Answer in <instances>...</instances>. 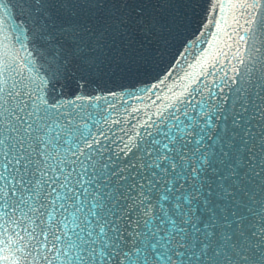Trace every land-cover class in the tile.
<instances>
[{"label":"snow or ice","instance_id":"obj_1","mask_svg":"<svg viewBox=\"0 0 264 264\" xmlns=\"http://www.w3.org/2000/svg\"><path fill=\"white\" fill-rule=\"evenodd\" d=\"M181 36L145 91L200 43L229 70L130 144L116 77ZM8 43L26 55L0 60V264H264V0H0Z\"/></svg>","mask_w":264,"mask_h":264},{"label":"water","instance_id":"obj_2","mask_svg":"<svg viewBox=\"0 0 264 264\" xmlns=\"http://www.w3.org/2000/svg\"><path fill=\"white\" fill-rule=\"evenodd\" d=\"M237 2V0H233ZM139 10V9H137ZM152 10L151 6L148 9ZM163 11V9H161ZM239 10H237V15ZM243 23V20H241ZM194 28L199 25H194ZM137 44L133 47H139L141 37H137ZM184 36L178 37L172 44L163 47V56H159L154 60L147 69L143 67L139 71L135 70V65H132V71L121 80L116 77L118 84H124L126 86L135 85V87H129V91L133 92L132 96H123V99L119 101L117 111L113 112V119L120 120L121 124L113 125L116 129L117 135L124 137V140L130 144L137 143L141 138L145 137L149 131H155V125L159 124L161 115H167L171 110V106L177 103V97L181 93H185L192 86L202 87L206 81H210V76H205L202 72L212 71L215 72L219 69V75L229 70V63L223 57L220 58V62L216 64V68H209L210 62L216 57L219 47L213 43L211 47L208 44L200 43L195 46V50L190 51V54H186L182 59L181 66H176L172 76H170L163 85H160L159 89L152 91H145V84L159 83L157 79H163L165 69L169 64L173 63V55L180 49V45ZM203 50L204 52L202 56ZM117 56L123 54L125 60H127L128 52L120 53L116 51ZM26 53L20 48L19 45L12 46L8 43L7 47L0 45V60H7L11 62L13 59H21ZM199 59V63L197 60ZM236 60H232V64H237ZM124 68V65H121ZM208 87H212L208 83ZM148 125H153L149 128ZM139 133V136L137 135ZM192 264H196L193 261ZM200 264H205L201 261ZM212 264H219L217 260H213Z\"/></svg>","mask_w":264,"mask_h":264}]
</instances>
